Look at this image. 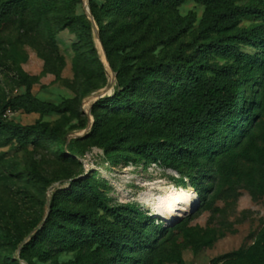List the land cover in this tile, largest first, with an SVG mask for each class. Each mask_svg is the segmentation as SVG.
<instances>
[{
    "label": "rangeland",
    "instance_id": "1",
    "mask_svg": "<svg viewBox=\"0 0 264 264\" xmlns=\"http://www.w3.org/2000/svg\"><path fill=\"white\" fill-rule=\"evenodd\" d=\"M56 2L57 10L47 18H34L18 10L0 23V109L4 101L27 91L22 80L26 75L33 82L31 92L36 97L76 110L70 108L47 115L23 110L6 112L7 120L22 126L48 122L56 128V134L32 133L27 145L15 141L5 144L0 139V228L9 234L10 240L25 242L39 230V227L33 230V225L37 220L44 221L52 195L58 190L73 208L92 207L101 223L109 225L114 217L105 209H94L90 196L78 195L81 188L72 186L71 181L88 174L109 207L132 205L149 224L143 231L131 230L132 242L141 239V235L148 240L137 248L139 255L130 254L118 264H179L164 258V254L173 252L182 253L184 264H260L262 257L253 251L264 231V70H261L264 53L260 46H241L242 51L258 57L247 86V104L239 125L241 134L233 144L227 140L221 151L206 152L199 171H179L155 162L145 164L133 152L120 158L116 150L107 154L101 147H86L87 140L74 145L84 149L83 153L74 154L69 144L65 151L62 149L61 139L86 135L91 130L92 87L98 80L90 76L94 65L86 60L88 54L79 52L85 51L89 42L73 19L74 15L86 14L83 1ZM237 3L264 7V0H237ZM177 10L183 18L193 14L194 27L177 40H167L154 50H147V55L168 57L178 43L194 41L204 6L187 0ZM172 14L173 10L156 17L166 22ZM261 22L258 17L244 16L239 26L246 28ZM49 31L54 34V44ZM153 43L150 39L147 45ZM143 48L138 45L134 49L138 55L134 64L138 63ZM209 61L228 64L233 60L211 54ZM106 71L110 82V70ZM171 73L170 68L166 75ZM116 83L113 79V84ZM85 119L89 123L83 128ZM197 176L193 185L192 177ZM159 186L196 191V207L177 215L174 222H167L142 199L151 189L158 192ZM153 223L159 228L153 227ZM76 256L77 252L60 251L55 258L62 264ZM34 261L51 264L37 258ZM0 264L27 263L20 260L9 241L0 244Z\"/></svg>",
    "mask_w": 264,
    "mask_h": 264
},
{
    "label": "trees",
    "instance_id": "2",
    "mask_svg": "<svg viewBox=\"0 0 264 264\" xmlns=\"http://www.w3.org/2000/svg\"><path fill=\"white\" fill-rule=\"evenodd\" d=\"M186 1L89 0L117 83L112 95L92 105L94 123L86 135L62 137L60 145L64 151L69 144L71 153H83L84 149L74 145L87 140L86 147L98 146L107 154L116 150L120 158L133 152L145 164L155 162L179 171H199L206 152L221 151L227 140L233 144L239 138L247 86L258 59L257 55L242 51L241 46L259 45L264 53V7L240 5L237 0H193L204 6L194 41L178 43L168 57L147 55V50L152 51L167 40H177L194 27L193 14L184 18L178 14L177 8ZM56 4V0H0V23L18 10L34 18H47L57 10ZM172 10L174 14L166 22L156 17L158 13L166 16ZM244 16L258 17L262 22L241 28ZM73 19L89 39L87 49L79 52L87 53L86 60L94 65L90 76L98 80L92 87L96 92L107 86L109 79L95 41L93 23L87 14L74 15ZM49 34L54 44V34L51 31ZM150 39L154 42L152 46L147 45ZM138 45L144 48L134 64L138 56L134 49ZM211 54L233 61L211 63ZM170 68L173 73L166 75ZM22 80L27 91L4 101L0 109V139L5 144L15 141L27 145L32 133L56 134V128L48 122L28 126L13 123L5 117L8 110L40 115L70 108L76 111L72 106L39 99L31 92L33 82L29 77L22 76ZM88 123L85 119L83 128ZM197 181L198 176L192 177L193 185ZM71 183L81 188L78 195H89L94 209L107 210L114 221L103 225L92 207L77 210L58 190L52 195L44 221L34 223L32 229L39 227L37 232L24 242L10 240L9 234L0 228V244L11 241L13 251H18L20 260L27 264H36L34 258L61 264L55 258L60 251L77 252L75 259L62 264H118L130 254L137 257V248L148 242L142 235L141 239L131 241V230L143 231L149 225L142 212L132 205L109 207L88 174ZM152 226L157 227L155 223ZM148 248L152 250L151 244ZM253 251L262 257L260 264H264V231ZM164 258L185 263L181 252L166 253Z\"/></svg>",
    "mask_w": 264,
    "mask_h": 264
},
{
    "label": "bare ground",
    "instance_id": "3",
    "mask_svg": "<svg viewBox=\"0 0 264 264\" xmlns=\"http://www.w3.org/2000/svg\"><path fill=\"white\" fill-rule=\"evenodd\" d=\"M102 57H105L103 52ZM108 69L110 70V84H113L114 74L109 66ZM109 93H113L112 87H110ZM157 189L158 192L149 190L142 199L154 210L155 214L163 217L169 223L174 222L177 215L187 213L196 207V191L174 186H159Z\"/></svg>",
    "mask_w": 264,
    "mask_h": 264
},
{
    "label": "water",
    "instance_id": "4",
    "mask_svg": "<svg viewBox=\"0 0 264 264\" xmlns=\"http://www.w3.org/2000/svg\"><path fill=\"white\" fill-rule=\"evenodd\" d=\"M86 14L88 15V17H89V19L92 21V23H93V29H94V32H95V35H96V37H97V39H96V44H97V47H98V49H99V51H100V54L102 55V52L104 53V58L102 57V60H103V62H104V64H105V66H106V68H108V66L110 67V69L112 70V68H111V66H110V63H109V61H108V59H107V56H106V53H105V49H104V47H103V45H102V42H101V40L99 39V29H98V26H97V23H96V21H95V19H94V16L92 15V12H91V9H90V6H88L87 7V9H86ZM100 48H101V50H100ZM102 51V52H101ZM112 72H113V74H114V79H116V73L112 70ZM110 87H113V92H114V84H110V82L108 83V85L107 86H105L104 88H102V89H99V90H97L96 92H94L93 93V96H94V103L97 101V100H99V99H101V98H104V97H106V96H110V95H112V94H110L109 93V89H110ZM93 103V104H94ZM93 123H94V118H93V121H92V126H93ZM50 208V207H49Z\"/></svg>",
    "mask_w": 264,
    "mask_h": 264
},
{
    "label": "built area",
    "instance_id": "5",
    "mask_svg": "<svg viewBox=\"0 0 264 264\" xmlns=\"http://www.w3.org/2000/svg\"><path fill=\"white\" fill-rule=\"evenodd\" d=\"M82 1H83L84 5H85V7L87 9V7L89 6V0H82Z\"/></svg>",
    "mask_w": 264,
    "mask_h": 264
}]
</instances>
